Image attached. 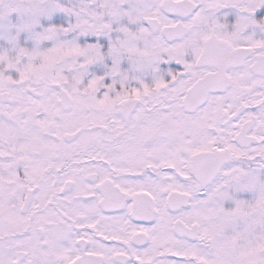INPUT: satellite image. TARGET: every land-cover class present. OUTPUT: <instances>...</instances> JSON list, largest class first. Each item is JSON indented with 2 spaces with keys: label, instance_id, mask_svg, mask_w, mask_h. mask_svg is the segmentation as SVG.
<instances>
[{
  "label": "snow or ice",
  "instance_id": "6c2138e0",
  "mask_svg": "<svg viewBox=\"0 0 264 264\" xmlns=\"http://www.w3.org/2000/svg\"><path fill=\"white\" fill-rule=\"evenodd\" d=\"M0 264H264V0H0Z\"/></svg>",
  "mask_w": 264,
  "mask_h": 264
}]
</instances>
